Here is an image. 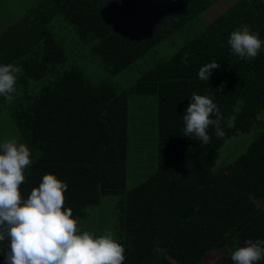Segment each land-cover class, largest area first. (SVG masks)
Returning a JSON list of instances; mask_svg holds the SVG:
<instances>
[{
  "label": "trees",
  "instance_id": "1",
  "mask_svg": "<svg viewBox=\"0 0 264 264\" xmlns=\"http://www.w3.org/2000/svg\"><path fill=\"white\" fill-rule=\"evenodd\" d=\"M218 0H38L0 32V65L22 66L11 103L0 96L20 143L31 152L19 191L26 199L43 175L67 184L64 208L72 218L114 196V236L123 264H233L231 253L246 240H264V45L255 59L231 52L230 34L241 25L264 41V0H239L202 27L168 59L156 60L126 89L116 76L197 20ZM66 24L74 46L86 49L106 75L93 82L74 63V48L58 37ZM68 27V28H67ZM67 38V37H66ZM73 48V49H72ZM188 53V66L181 57ZM217 62L208 81L199 69ZM224 84L222 93L216 89ZM209 96L225 120L226 135L210 143L184 136L183 115L193 93ZM156 99V166L128 187V99ZM214 118V117H213ZM258 131L246 151L215 168L231 137ZM0 127V143H2ZM0 248V264H5ZM264 264V259L256 262Z\"/></svg>",
  "mask_w": 264,
  "mask_h": 264
},
{
  "label": "clouds",
  "instance_id": "2",
  "mask_svg": "<svg viewBox=\"0 0 264 264\" xmlns=\"http://www.w3.org/2000/svg\"><path fill=\"white\" fill-rule=\"evenodd\" d=\"M227 43L231 52L244 61L255 59L264 45L259 34L246 25L234 30ZM188 55L181 57L186 67ZM219 67L217 62L207 63L197 75L207 82L212 70ZM23 74L22 66L0 65V96L7 102L13 101L18 76ZM223 90L222 83L216 91ZM189 101L182 117L184 136L195 137L206 145L211 140L207 131L210 126L220 139L226 135L222 122L228 128L235 126L236 117L225 120L209 96L194 92ZM30 157L26 144L15 138L0 143V248L6 241L5 264H123L125 249L111 231L105 230L96 237L80 230L78 221L72 218V210L64 208L68 186L55 175H43L39 186L26 199L21 195L19 188L25 182L24 170L32 163ZM245 245H233V264H256L264 259V240L249 239Z\"/></svg>",
  "mask_w": 264,
  "mask_h": 264
},
{
  "label": "rangeland",
  "instance_id": "3",
  "mask_svg": "<svg viewBox=\"0 0 264 264\" xmlns=\"http://www.w3.org/2000/svg\"><path fill=\"white\" fill-rule=\"evenodd\" d=\"M38 0H0V32L9 24L19 18L25 11L32 8ZM239 0H218L207 10L200 14L197 20H192L185 28L174 33L167 40L148 52L134 63L132 68L107 80L118 89L131 86L139 74L148 69L156 60L168 59L177 52L202 27L211 23L220 14ZM64 24V25H63ZM56 25L58 37L67 39L68 46L73 45V39L66 33V24ZM68 28V27H67ZM67 37V38H66ZM75 47V48H74ZM74 63L82 69L87 78L93 82L106 79V75L97 62L86 49L74 46ZM72 48V49H73ZM128 154L126 159L127 186L134 187L145 180L155 170L156 166V99L153 96H132L128 99ZM258 121L264 125V110L258 115ZM0 127L2 130V143L15 138L20 141L19 135L12 126L7 115L0 112ZM258 131L254 124L250 132L229 138L221 147L215 168L232 162L238 155L244 153ZM117 197H103L98 206L87 209V217L79 219L80 230L88 231L98 237L105 230L111 231L114 236L113 207ZM224 251H214L203 260V264H212L222 256Z\"/></svg>",
  "mask_w": 264,
  "mask_h": 264
}]
</instances>
